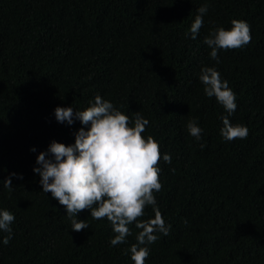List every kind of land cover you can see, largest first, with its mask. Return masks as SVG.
<instances>
[{
    "label": "trees",
    "instance_id": "trees-1",
    "mask_svg": "<svg viewBox=\"0 0 264 264\" xmlns=\"http://www.w3.org/2000/svg\"><path fill=\"white\" fill-rule=\"evenodd\" d=\"M234 19L250 26L251 42L219 50L217 63L204 39ZM205 67L234 92L229 120L246 126L247 138L221 136L228 114L204 94ZM97 95L129 126L137 112L147 119L142 135L159 144L162 188L153 194L171 227L155 233L145 264H264V0H0V211L15 217L7 245L0 231V264H134L135 222L116 246L110 222L90 210L76 215L89 228L73 231L33 172L39 153L53 159L52 142L72 145L90 127L75 116L60 123L54 110L82 111ZM191 120L200 140L187 130ZM13 173L9 191L3 181ZM154 216L149 205L139 220Z\"/></svg>",
    "mask_w": 264,
    "mask_h": 264
},
{
    "label": "clouds",
    "instance_id": "clouds-1",
    "mask_svg": "<svg viewBox=\"0 0 264 264\" xmlns=\"http://www.w3.org/2000/svg\"><path fill=\"white\" fill-rule=\"evenodd\" d=\"M207 11L206 4L197 9L199 14L190 27L192 39H196L200 32ZM231 24L230 30L219 28L204 39L211 49L210 57L217 63L219 50L238 49L251 42V30L247 22L234 19ZM200 81L204 85V94L207 97L214 96L228 114L221 117V136L228 141L247 138L248 128L234 126L229 120L237 105L236 96L228 82L221 80L220 73L214 67L202 68ZM54 112L60 123L71 125L75 116L81 125L90 127L87 130L80 128L72 145L52 142L48 153L53 159H47L44 152L37 155L36 163L41 167L34 168L33 172L40 176L42 191L51 193L64 206L73 231L89 228L86 220L76 219L80 211L90 210V216L96 220L107 218L115 233L110 241L112 246L126 242V238L131 235L128 225L135 222L136 228L141 231L136 236L137 243L130 247L131 260L134 264H145L149 256L147 245L158 239L155 233L167 236L171 227L165 224L153 194L162 188L158 167L161 153L159 144L151 136L145 139L142 135L149 121L137 112L134 126H129V116L116 110L111 102L99 95L94 98V104L82 111L73 113L72 107H57ZM187 130L197 140L201 139L202 129L195 120L188 122ZM200 146L204 147L203 144ZM162 158L164 162L171 163L169 154H164ZM15 175L10 174L3 181V186L9 191L13 188L11 176ZM149 205L153 207L154 218L139 220ZM14 219L9 211H0V231L7 233L2 240L4 245L12 237L10 225Z\"/></svg>",
    "mask_w": 264,
    "mask_h": 264
}]
</instances>
